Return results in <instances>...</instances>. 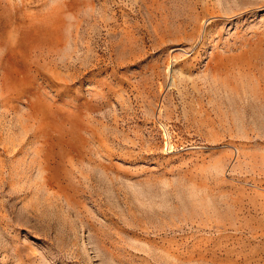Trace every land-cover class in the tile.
I'll list each match as a JSON object with an SVG mask.
<instances>
[{"label": "rangeland", "instance_id": "obj_1", "mask_svg": "<svg viewBox=\"0 0 264 264\" xmlns=\"http://www.w3.org/2000/svg\"><path fill=\"white\" fill-rule=\"evenodd\" d=\"M0 264H264V0H0Z\"/></svg>", "mask_w": 264, "mask_h": 264}]
</instances>
